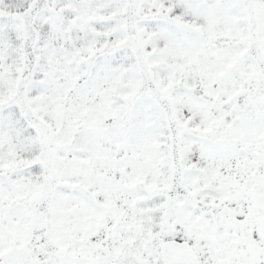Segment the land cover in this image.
Returning <instances> with one entry per match:
<instances>
[{
    "label": "snow or ice",
    "instance_id": "obj_1",
    "mask_svg": "<svg viewBox=\"0 0 264 264\" xmlns=\"http://www.w3.org/2000/svg\"><path fill=\"white\" fill-rule=\"evenodd\" d=\"M0 264H264V0H0Z\"/></svg>",
    "mask_w": 264,
    "mask_h": 264
}]
</instances>
